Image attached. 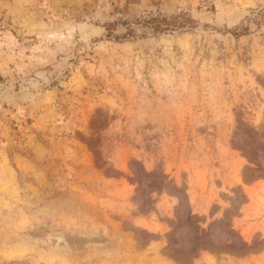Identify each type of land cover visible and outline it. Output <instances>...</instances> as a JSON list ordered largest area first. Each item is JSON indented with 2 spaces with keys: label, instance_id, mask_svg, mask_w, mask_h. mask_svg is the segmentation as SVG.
<instances>
[{
  "label": "rangeland",
  "instance_id": "obj_1",
  "mask_svg": "<svg viewBox=\"0 0 264 264\" xmlns=\"http://www.w3.org/2000/svg\"><path fill=\"white\" fill-rule=\"evenodd\" d=\"M182 13L194 21L106 35ZM258 13L0 0V264H264Z\"/></svg>",
  "mask_w": 264,
  "mask_h": 264
},
{
  "label": "trees",
  "instance_id": "obj_2",
  "mask_svg": "<svg viewBox=\"0 0 264 264\" xmlns=\"http://www.w3.org/2000/svg\"><path fill=\"white\" fill-rule=\"evenodd\" d=\"M177 16H182V17H187L185 19V21L187 22H192L194 21L192 18L186 16L184 13L180 14V15H170L167 16L166 14H159V15H155V16H150L149 18H134V16H129L128 18H119L118 20H115L113 22H108L105 24V30H106V35L109 37H113V38H120V37H126L128 35H131L132 33H134V24H138L140 22L146 24V25H151L149 27H151L154 31H160V30H164L165 28H167L169 26V24L175 22ZM247 20H257L258 21H264V13H258L257 15H255L254 17H246ZM179 23H185L183 21L179 22ZM124 25L126 26V30L124 32H114L115 28L117 27V25ZM143 24V25H144ZM233 33H235L236 35L242 34V33H246L248 31V27L247 25H241L238 28H234Z\"/></svg>",
  "mask_w": 264,
  "mask_h": 264
}]
</instances>
